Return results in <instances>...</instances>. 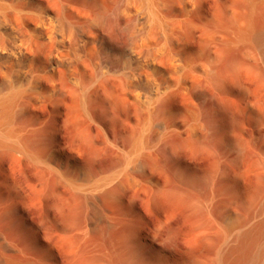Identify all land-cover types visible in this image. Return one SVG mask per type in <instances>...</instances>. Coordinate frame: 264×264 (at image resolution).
Returning <instances> with one entry per match:
<instances>
[{
  "label": "bare ground",
  "instance_id": "obj_1",
  "mask_svg": "<svg viewBox=\"0 0 264 264\" xmlns=\"http://www.w3.org/2000/svg\"><path fill=\"white\" fill-rule=\"evenodd\" d=\"M262 14L264 0H0V156L8 150L46 166L84 200L100 194L112 201L108 184L142 173V154L177 131L169 107L177 96L190 106L182 116L190 138L204 133L222 148L231 140L240 154L238 136L252 109L243 103L253 100L240 76L246 60L255 69L264 53ZM48 106L99 130L132 112L120 170L92 180L56 138L48 158L31 152L16 125ZM256 112L263 121L264 110ZM256 177L264 180L261 170ZM219 195L204 198L180 253L159 232L108 240L106 214L85 208L79 231L64 236L67 264H264V190L242 208L235 193L225 204H217ZM0 230V264H60L53 246L35 253L16 245L10 225Z\"/></svg>",
  "mask_w": 264,
  "mask_h": 264
},
{
  "label": "rangeland",
  "instance_id": "obj_2",
  "mask_svg": "<svg viewBox=\"0 0 264 264\" xmlns=\"http://www.w3.org/2000/svg\"><path fill=\"white\" fill-rule=\"evenodd\" d=\"M257 23L264 29V14ZM260 56L255 69L246 60L240 76L254 100L243 103H251L252 109L248 110L238 136L240 154L231 140L222 148L204 133L190 138L186 129L189 120L182 118L190 106L185 98L177 96L169 106L177 115L170 121L177 131L142 154V173L122 175L108 184L107 189L116 195L112 201L100 194L84 200L63 181L55 179L46 166L3 151L0 229L10 225L17 232L16 245H28L35 253L53 246L58 254L55 260L67 264L64 236H73L79 231L85 208H90L106 214L108 240L123 236L145 239L159 232L162 238L169 239L167 247L171 251L182 252L191 225L201 218L207 195L219 191L217 204H225L229 195L235 193L236 204L242 208L252 195L264 190V180L256 177L260 170L264 174V168L258 167L264 163V120L260 122L256 112L257 107L264 110V53ZM135 124L132 112L120 113L114 121H105L99 130L85 124L71 110L61 108L60 112L53 113L48 106L25 114L17 123L16 131L31 152L41 158L50 156L51 139H58L66 155L75 157L92 180H98L120 170L127 133ZM226 128L231 139L229 126ZM76 172L77 182L86 187L87 178ZM130 176L135 183L128 182ZM3 234L0 230V237Z\"/></svg>",
  "mask_w": 264,
  "mask_h": 264
}]
</instances>
